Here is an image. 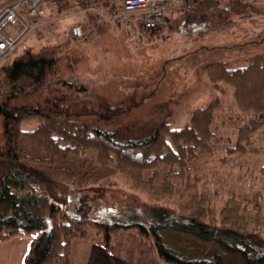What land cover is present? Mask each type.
Masks as SVG:
<instances>
[{
    "label": "rangeland",
    "instance_id": "rangeland-1",
    "mask_svg": "<svg viewBox=\"0 0 264 264\" xmlns=\"http://www.w3.org/2000/svg\"><path fill=\"white\" fill-rule=\"evenodd\" d=\"M8 1L0 0V5ZM98 4L88 3L90 7L85 8L65 0L63 7L47 11L44 23L25 34L4 60L3 67L25 48L33 51L57 48L55 70L47 75L43 87L30 95L32 100L40 102L55 95V90L61 93L64 87L58 81L73 80L86 90L77 98L80 101L85 98L83 104L93 105L96 98L113 105L134 103L126 114L103 124L105 128H120L124 138L130 139L147 136L159 122L184 126L190 123L195 110L211 103L216 106L206 141L208 150L188 160L179 175L165 174V167L159 166L153 175L152 171L143 172L145 184L140 186L112 165L101 167L88 162L86 168L97 176L95 182L86 186L91 191L81 193L82 197L88 195L86 201L92 206L88 214L95 211L96 205L127 209L133 204L164 205L186 213L192 196L199 195L207 199L205 205L219 219L227 199L233 196L244 208L248 226H259L264 231V126L251 133L248 144L243 143L245 151L234 149L240 125L253 116L264 120V112L256 114L241 109L233 85L223 81L214 85L205 69L212 61H226L229 68L245 65L254 54L264 52V1L240 5L221 1L217 6L209 2L202 11L199 9L205 3H197L195 11L177 16L158 30L116 23L109 12L120 5V0H104L103 7ZM76 22L83 27L80 38L69 32ZM37 125V119H27L21 121L20 128L29 131ZM207 133L209 136L208 130ZM19 145L33 157L49 156L24 136L20 137ZM254 147L259 150L250 151ZM85 155L91 156V151L54 158V163L78 169ZM163 232L169 233L168 241L189 249L185 236L171 230ZM135 234L125 231L113 235L111 247L104 248L98 242L97 231L88 227L83 236L72 240L70 263L162 264L149 250L146 239ZM171 234L185 241L176 240ZM20 235L23 234L11 237Z\"/></svg>",
    "mask_w": 264,
    "mask_h": 264
},
{
    "label": "trees",
    "instance_id": "trees-1",
    "mask_svg": "<svg viewBox=\"0 0 264 264\" xmlns=\"http://www.w3.org/2000/svg\"><path fill=\"white\" fill-rule=\"evenodd\" d=\"M72 1L85 8L90 7L88 3H100L103 7L104 2ZM221 1L228 5L246 4L238 0L202 1L198 4H205L199 10L206 9L209 2L217 6ZM64 2L46 0V11L63 7ZM198 4L179 15L195 11ZM56 50L54 47L37 51L25 48L7 66L0 65V83L4 89L0 97L3 137L0 142V240L35 233L22 264H71L72 240L83 236L88 227L97 231V241L104 248L111 247L113 235L133 231L146 239L149 250L162 264H264V231L259 226H248L244 208L233 196L227 199L219 219L205 205L207 199L199 195L192 196L186 213L164 205L132 203L127 209L96 205L95 211L88 214L92 206L86 201L88 195L82 197L81 193L91 191L86 186L97 180L96 172L86 168L88 162L101 167L112 165L140 186L145 184L143 172L152 171L153 175L159 166L165 167V174L179 175L188 160L208 150L207 138L216 104L195 110L190 123L184 126L172 127L164 121L147 136L124 138L120 128H105L103 124L126 114L134 103L113 105L106 99L96 98L93 105L83 104L85 98L82 101L77 98L86 90L73 80H59L64 91L55 90V95L40 102L30 98L43 87L47 75L54 72ZM205 69L214 85L217 81L233 85L234 97L241 109L256 114L264 112V52L254 54L245 65L229 68L222 60L209 62ZM19 98H22L20 102ZM15 100L19 103H14ZM27 119H37L38 125L32 130H23L20 123ZM261 126L264 120L259 116L241 124L234 149L245 151L243 143L248 144L251 133ZM21 136L49 156L37 158L27 154L19 145ZM86 151H91V156L85 155L78 169L54 163V158ZM164 230L185 236L189 249L168 241L169 233ZM171 235L176 240H184ZM112 247L115 249L114 244Z\"/></svg>",
    "mask_w": 264,
    "mask_h": 264
},
{
    "label": "built area",
    "instance_id": "built-area-1",
    "mask_svg": "<svg viewBox=\"0 0 264 264\" xmlns=\"http://www.w3.org/2000/svg\"><path fill=\"white\" fill-rule=\"evenodd\" d=\"M202 1L214 0H120V5L112 9L109 16L120 25L158 30L165 27L170 18L191 10ZM238 1L251 4L264 0ZM45 4L46 0H10L0 5V65L14 52L25 34L44 23ZM69 32L74 38L84 34L79 22L72 24ZM3 91L0 83V97Z\"/></svg>",
    "mask_w": 264,
    "mask_h": 264
},
{
    "label": "crops",
    "instance_id": "crops-1",
    "mask_svg": "<svg viewBox=\"0 0 264 264\" xmlns=\"http://www.w3.org/2000/svg\"><path fill=\"white\" fill-rule=\"evenodd\" d=\"M30 240L31 237L24 234L0 240V264H22Z\"/></svg>",
    "mask_w": 264,
    "mask_h": 264
}]
</instances>
